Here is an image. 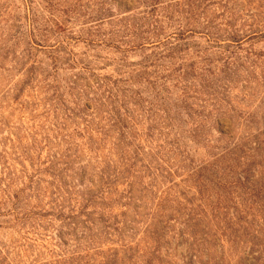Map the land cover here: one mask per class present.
I'll return each mask as SVG.
<instances>
[{"label":"rangeland","instance_id":"rangeland-1","mask_svg":"<svg viewBox=\"0 0 264 264\" xmlns=\"http://www.w3.org/2000/svg\"><path fill=\"white\" fill-rule=\"evenodd\" d=\"M189 1L0 0V155L18 179L2 182L0 166V264H111L112 249L119 264H264V0ZM200 5L192 36L187 12ZM229 23L240 40L229 38ZM118 111L129 112L135 120L127 123L140 132L164 127L167 114L173 119L184 145L168 163L157 151L168 153L173 135L141 141L157 194L145 201L167 208L156 222L183 210L177 221L157 226L156 240L144 234L147 219L107 239L102 226L91 234L68 221L22 224L6 213L7 198L13 202L32 175L35 187L38 177L45 181L34 192L39 200L19 207H54L49 178L38 171L59 154L63 135L87 143L79 165L94 185L84 189L98 190L95 168L118 162L113 133L105 139L100 131L116 124ZM90 139L100 152L89 151ZM128 218L136 220L132 210ZM95 235L100 240L91 241Z\"/></svg>","mask_w":264,"mask_h":264},{"label":"trees","instance_id":"trees-1","mask_svg":"<svg viewBox=\"0 0 264 264\" xmlns=\"http://www.w3.org/2000/svg\"><path fill=\"white\" fill-rule=\"evenodd\" d=\"M194 0H190L189 2H193ZM205 1V0H204ZM195 2V1H194ZM206 2V1H205ZM202 9L201 5L198 6L196 10H190L187 12V16L191 14L189 19H193L194 21H188L187 27L192 28L189 30L191 35L194 36L196 17L198 15V11ZM188 19H186L187 21ZM228 29L231 31L229 38L233 41H238L241 39L240 32L236 29V25L228 24ZM211 23L205 24L204 30H209L207 35H211L210 32ZM34 30V28H33ZM206 34V33H205ZM214 40H219V37ZM181 51V50H180ZM174 70V68L172 69ZM171 77H175V75H171ZM181 77H184L181 79ZM179 77L181 82L187 81V75H183ZM48 84V91H54V95L58 93L57 87L50 86ZM180 83V82H179ZM185 87L183 89V92ZM110 98L114 97V101L117 100V95H112L111 90L109 92ZM126 106V105H123ZM166 114V112H165ZM177 114V113H176ZM115 119L116 124L108 127V130L100 131L101 136H105L107 139L108 136L113 133L114 135V143L111 147V152L115 154L118 162L116 161H102L101 164L95 168V172L98 173L97 182L99 189L94 191L92 188L84 189L85 185L92 186L94 185V181L90 180L91 175L88 173V167H82L79 164V153H81L82 149L86 147L87 143L80 145L77 143L76 145L71 143H67L69 141L70 136H64L65 144L61 147V151L57 156L52 157L53 161H49L46 168L43 169V172L38 171V174H46L49 178L48 188L51 190V204L54 207H51L49 211L39 210V207H19L21 206V202L28 201L29 199L39 200V195L34 196L35 193L40 192L41 183H45L43 179L37 178L38 181L36 183V187L34 186V179L38 176L28 177L29 185H25L22 181L23 188L19 190L18 193L12 195L13 202L9 200L10 197L7 198L8 202L11 204L12 209L8 210L7 214H15L16 222L27 223L34 219H56L60 223L72 222L73 224L82 225L86 230H88L91 234L93 230L98 226H102V231L104 235L107 236V239L110 237L111 233H116L118 236H125L123 229H126V226L129 224L130 226H135L136 224H144V220L147 219L150 221V225H146V229L144 231L145 236L148 238L155 237V240L162 233L158 230L157 226L161 228V230L168 228L169 223L172 218H178V216L182 215L183 210H179L176 217H174V213L169 214V219H160L156 222L155 216L159 213L160 216H164L166 214V209L163 205L153 207L150 206L148 201V197L157 199V194L154 193V184L151 180L153 176V164H146L143 160V155L146 151V147L143 148V144L141 139L145 136V142L154 143V133L159 132V138L169 135H173L174 140L169 142L168 148L171 149L169 152H166V149L158 148L157 156L163 157L160 158L159 161L165 164L168 163L170 159V155L182 149L181 143L184 145V142H180L177 139L176 133L174 131L173 119L170 117V114L166 115V125L164 127H159V129H155L154 127H147V129H142V133L139 130L137 131L136 126L132 124H128L127 121H134L135 118L129 112H125L124 115H121L120 112H114V116L111 117ZM169 121V123H168ZM223 136H228L229 132L224 131V129H219ZM65 131V130H64ZM94 132V130L92 131ZM144 134V135H143ZM264 134V133H263ZM84 133L79 131V137L82 138ZM92 137V136H91ZM149 140V141H148ZM91 145L89 148L90 152H100L101 149L96 148L97 143L93 142L90 139ZM168 141L165 143L167 144ZM163 144V143H162ZM83 146V147H82ZM96 148V149H95ZM258 149V148H257ZM255 149V150H257ZM182 155V163L186 164V160L188 158L184 157L185 152ZM6 153L3 151L0 155V166L2 170L1 181H7L12 184L13 180H18L14 174L11 173V165H8L5 159ZM111 156V155H110ZM109 156V157H110ZM97 158L102 159L101 157ZM112 158V156H111ZM166 159V160H164ZM139 166V168H138ZM77 168V169H76ZM168 169L171 173L172 168L168 166ZM179 169V168H178ZM156 172L162 173L161 168L156 169ZM165 172V171H164ZM95 173V174H96ZM144 175V176H143ZM40 179V180H39ZM145 180V181H144ZM147 181V182H146ZM138 186L139 195L136 196L134 193L135 187ZM53 190V193H52ZM7 192V190L5 191ZM35 192V193H34ZM28 194V195H27ZM33 194V195H32ZM31 195V196H30ZM153 199V200H154ZM165 198H158V200H164ZM75 202V206L71 207V204ZM6 206L5 203L0 205V217L2 216V207ZM150 206V208H149ZM159 208V209H158ZM162 209V212L159 211ZM121 211V214L118 215L116 211ZM132 210L136 215V220H128V213ZM69 211V216H65L64 214ZM14 212V213H13ZM5 216V215H4ZM120 220V221H119ZM155 222L157 224H155ZM188 222V221H187ZM87 226V227H86ZM121 227H123L121 229ZM129 232H134L133 229H130ZM166 232V230H165ZM184 232L181 231V234ZM94 234V233H93ZM196 236V235H195ZM90 240H100L97 236H91ZM152 240V238H151ZM123 250L128 249L127 246L122 247ZM131 250V248H129ZM108 253H112V261L111 264H119V252L117 250H109ZM78 264H82V260L79 261ZM105 264H110L106 262Z\"/></svg>","mask_w":264,"mask_h":264}]
</instances>
